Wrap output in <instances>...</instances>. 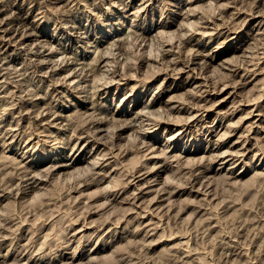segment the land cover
<instances>
[{"label": "rangeland", "instance_id": "374dc122", "mask_svg": "<svg viewBox=\"0 0 264 264\" xmlns=\"http://www.w3.org/2000/svg\"><path fill=\"white\" fill-rule=\"evenodd\" d=\"M0 1V9L2 10H0V22L4 21L3 18L6 17L7 14L11 16L14 14L12 12L22 10V14L26 12L24 15H28V28H31V30L33 29L32 31L35 30L33 34L31 32L27 40L19 41L20 35L12 38L11 36H14L15 33L5 31V28L9 30L10 25H5L2 28L0 27V34L3 33V37L2 35L0 36V41L2 42H0V216L2 215L0 218V264H135L136 261V264L139 262H142L139 264H203L204 261L207 262L206 264H264V261H262L264 259V94H262L264 93V22H262L264 21V0H233L234 2L232 0H183L184 2L182 0H153V2L152 0H111V2L110 0ZM121 1H124V3ZM256 1L258 2L255 3ZM13 2L16 4H13ZM139 6H141L140 8L143 6V8L140 9ZM227 6L230 8L228 9ZM42 8L43 10H41ZM237 8H239L238 10L241 13ZM241 8L244 10L242 11ZM221 9L223 10L221 11ZM7 11L8 13L6 14ZM4 13L6 16H3L5 15ZM230 13H234L238 16L234 14L231 15ZM218 14L222 17H219ZM200 17L202 20L198 19ZM223 17L226 19V21H223L228 24L223 23ZM203 19L204 21L207 19V21L204 22ZM196 20L198 22L197 24H195ZM236 20H239V22H236ZM191 21L194 22V26L193 24L191 25L192 27H190ZM220 22L223 23H221V26L218 24ZM233 22L236 25L239 23V26L232 24ZM162 23H166V27H162ZM185 23H188V25ZM258 23H260V25ZM199 24L201 27L198 26ZM195 25L198 27H195ZM206 26H209V29H207ZM193 27L196 28L194 32L192 29ZM198 28L202 30L204 28V32L208 33H206L207 36L206 34L205 37L204 35L201 36L203 31ZM213 28L214 30H212ZM236 28L238 30H236ZM219 29L222 30V32ZM158 30L164 34L167 33L166 36L163 33H158ZM209 30L212 31L209 32ZM227 30H229V32H227ZM20 31H22V29ZM184 31H186L187 34ZM213 31L216 35L211 34ZM138 32H142L144 36H142V33L140 35ZM183 32L184 36L189 37H185L186 39L183 38ZM156 34L157 36H155ZM210 34L214 35L211 39ZM136 35L137 37L141 36L147 39L144 40V38L141 39V37L137 38ZM226 37L228 38L225 40ZM124 38L126 40H124ZM117 40L118 45H116L117 43H112L114 45L113 47L111 42H116ZM180 40L181 42L184 41L183 43L185 44L181 43ZM47 41L49 43H47ZM260 41L262 44L259 43ZM37 42L40 44H37ZM23 43L25 45H23ZM115 45L117 46V50ZM176 45L180 46V48L177 47L178 50H175L177 49ZM106 47L112 50L114 49L113 53L111 50V52L107 54ZM161 47H164L162 49L164 51H161ZM190 47H193L195 51H191V49L189 51ZM39 48H41V50ZM33 49L35 51H33ZM180 49H182V51ZM39 50L41 52H39ZM184 51L190 54L188 56L192 58L190 59L187 57ZM190 52H192V54ZM52 54H54V56ZM123 54H125V56ZM101 55L113 59L111 64H115V62L119 64L120 70L122 72L124 71V76L125 73L129 75L127 70L131 71V73L134 72L137 76L132 73L129 77H127V75L124 77L122 73V77L120 78V80L122 79L121 81L110 82V84H107L105 87L102 86L99 88L106 81L108 82L113 79V77L112 79L110 78V72L113 70L112 67L116 65L112 64L107 67L103 65L104 63L101 64L102 62L100 63V61H98ZM147 56H151V58ZM158 56H161V58ZM172 56H174L173 59L176 61L174 64L169 61V58ZM40 57H42V59ZM119 57L120 60H118ZM244 57L247 58L245 59ZM95 58L97 59V63L94 61ZM126 58L129 59L127 60ZM123 59L126 60L125 62L122 61L125 64L121 62ZM240 60L244 62L242 63ZM245 60H248L250 63L248 61L245 62ZM47 61L49 63H47ZM53 62L55 64H53ZM65 62L68 64L65 65ZM87 62L95 64L92 65L90 63L91 66L89 65L87 67ZM134 62L135 65H133ZM186 62L187 65H185ZM162 63L164 66H161ZM203 63L205 64L203 65ZM3 64L4 66H2ZM123 64L126 65V67L123 66ZM180 65L182 69L177 70ZM127 66L129 67L127 68ZM104 67H107L105 68L107 70H104ZM123 67H125V69ZM12 68L14 70L16 69V72ZM51 68L53 69L50 70ZM108 68L111 69L109 70ZM28 69L29 73L26 72ZM46 69L48 71H46ZM92 69L93 73L91 72ZM83 70L89 71L86 73V71L83 72ZM89 72L90 74H88ZM15 74L17 77H15ZM103 74L106 75L104 77L106 81L100 78ZM107 75L109 76L107 77ZM40 76L44 78L41 79ZM80 76H84L83 79ZM95 76L96 78H94ZM89 77H91V79ZM17 78L19 80H17ZM9 80H13V84L9 82ZM64 80H66L65 82L67 84ZM95 80H97V82L99 81V85ZM14 81H18L17 83L19 84ZM86 81H88L87 84ZM2 82H5V84H2ZM101 82L103 83L101 84ZM72 84L75 85L73 86ZM93 85L95 87L98 85V89L97 87L95 89ZM38 86L40 87L38 88ZM200 87H205V90ZM9 89L13 90L12 93L15 92L16 94H12ZM23 90L25 91L24 94H22ZM28 90L32 91L29 92ZM90 90L93 91L91 92ZM8 92H10V95H8ZM93 92L95 95L97 94L95 98ZM20 95L22 99H20ZM200 96L202 97L200 98ZM256 96H258V101ZM34 98L42 105H40L42 108L38 107V111L39 109L40 112L41 110L43 111V105L45 104L51 107L48 116L46 114L45 116L42 115L37 117V110L35 112L33 111L35 114L33 112L29 114L27 111L29 108L26 109L25 107H30L29 103L32 101L37 102ZM249 100L256 102L253 104L249 102ZM24 101L29 106H27ZM49 101H51L54 106H52ZM12 103L15 105H12ZM16 104L18 106H16ZM195 104L200 106L196 107ZM145 105H149L148 107L151 108V112L148 111L149 109L147 106V108H144ZM252 105L255 107L253 111L251 109ZM194 107H196L197 110ZM95 108L99 110L97 109L98 111L96 110L94 112L93 109ZM152 108L156 110V113H154L155 111L152 112ZM60 110L63 113L60 112ZM143 110H145L146 113H143ZM165 110H169L172 116H169V112H167L168 117H166L167 113ZM259 110L262 113H260ZM55 111L58 112V114ZM53 112L56 113L55 116H53ZM97 112L103 114H97ZM147 112L150 113L151 116L148 114V117ZM20 113L25 116L23 117ZM136 114L139 116H136ZM99 115H107L109 118H111L112 115L129 118L128 122L134 126L124 128L122 127L123 125H116L120 120H116L118 123L113 120L112 122L114 123L115 121L116 123L113 124L112 122L110 123L112 120L110 119L102 124L103 126H101V128L103 129L100 132L102 137H100L101 140L99 139L101 142H97L95 138L96 135H98V128L93 125L92 120ZM28 116L31 120L28 119ZM197 116L199 117L197 118ZM47 118L49 119L44 121ZM88 118L91 120L89 121ZM157 118H162V122ZM53 121L56 123L53 124ZM122 122L123 121H120L121 124ZM49 123L50 126L48 125ZM61 123H63V125ZM29 126H31V128H29ZM252 127L253 130H251ZM33 128H35V130ZM49 128L53 130L50 132ZM179 130L181 131L179 132ZM115 132H117V134ZM136 132L138 134L137 136ZM20 133L22 134L20 135ZM89 133H93L95 136L93 134L88 135ZM12 135L15 137L13 138ZM173 135L175 136L173 137ZM54 136L57 137L55 138ZM254 136L257 137L255 138ZM26 137L31 139L28 138L26 140ZM57 139H59V141ZM46 140L48 141L46 142ZM35 141H39L40 143ZM111 146L112 148H109ZM122 148L124 150L127 149V152ZM225 150H229V152ZM164 151H166V153ZM156 152L158 155H155ZM175 153L177 154L174 155ZM178 154L183 155V157ZM184 154H186V156ZM165 155L167 156L166 158ZM172 155L174 157L171 161ZM176 156L178 158L180 156V158L178 159ZM232 156L235 157L233 158ZM77 157L80 159L79 164L77 163L74 167L69 169H58L60 164L67 163L70 160V162H72V160ZM92 157L93 162L91 159ZM187 157L189 160L186 161V159H188ZM174 158H177V161ZM231 158L232 160H230ZM102 159L104 162L100 161ZM162 160H165V162H162ZM231 161H233L232 164ZM80 165L82 167H80ZM155 166L158 168H155ZM87 168H90L91 170L89 169V171L93 174L86 173L89 172ZM144 170H146V172L148 171V173L144 172ZM8 171H12V173L9 174V176L11 175L10 177L8 176ZM60 171L62 172L60 173ZM127 171L128 173L130 171L132 174H128ZM133 172L135 174H133ZM98 173H100V175ZM24 175L26 177H24ZM141 175H143V177ZM33 176H39L38 178H41V181H38L37 184L31 183L33 181ZM91 176L96 179V182L92 183L93 185L90 184L87 191L91 192L93 197L91 194L88 195V192H84L86 196H88L86 198V196H84L85 194H83V190L86 191L84 182L86 183L90 180H94ZM155 177L157 180L151 187V191L142 198L145 201L139 202L142 199L135 201L133 197L140 191L138 188H141L146 180H155ZM28 178L29 180L27 182ZM140 178L144 179L140 180ZM168 179L173 180V182H170ZM209 180L212 181L210 182ZM109 181L112 182L111 184L113 187L108 184ZM163 182L167 183L165 184L166 186ZM209 182L211 184H209ZM127 185H129V187H127ZM40 186L42 188H40ZM107 186L111 188H107ZM156 186L158 188L162 186L163 190L161 188L158 189ZM165 187L168 188V191ZM173 187H175V189ZM103 188L106 189L103 190ZM136 188L138 189L137 192ZM80 191L81 195L83 194L82 196L80 195ZM169 191L172 195L168 193ZM106 192L108 195L105 194ZM162 193H165V197H163L164 199H159L158 197ZM166 194L170 195L173 199L172 201L175 199L174 202L171 201L172 204H170L171 198ZM174 195L176 197H174ZM123 196L126 197V199ZM151 197L155 200L159 199V201L156 203ZM78 198L79 200H77ZM150 199L151 201L153 200V202H151ZM104 200H110L112 203L109 204L108 202L110 201H105V203H107L105 206L104 203H101L104 202ZM117 201L120 202L118 203ZM114 202H116V204ZM166 204L173 206L169 207L167 205L166 208ZM87 206L91 208L89 210H92V212L87 210ZM97 206H99V209ZM148 207H152V209ZM160 207L162 209H160ZM133 208L137 211L133 210ZM168 208L170 212L167 213ZM113 209L115 210V214H111ZM156 209L160 212H155ZM164 211L166 215L168 214L166 216L167 218L165 217ZM127 212L129 213L127 214ZM140 213H142V215ZM160 213H162L163 218ZM158 214L160 217H158ZM104 220L107 221L105 222ZM113 220L114 222H112ZM147 220H155V222L151 221L150 224L148 223L146 225L145 222H147ZM85 222L87 224L90 223L91 226L87 225ZM138 222H140V225ZM141 222L143 224L145 223L144 227H142ZM156 222H159L160 225ZM155 223L157 225H155ZM151 225H155L156 228H153V226L150 228ZM81 226H84V228ZM108 227H110V230ZM146 228L149 229L147 230ZM136 229H138V232ZM90 230H92V232ZM124 230L126 234L123 232ZM90 232L91 234L95 232V234L91 235ZM179 242H181V244H179ZM172 247H174V250ZM192 250H194L193 252L196 251L195 254ZM222 251L226 253L223 254ZM228 251H231V253L234 252L231 254ZM187 252H191V255ZM90 254H95L94 256L97 257L95 258ZM91 257H94L93 259L95 261ZM227 258L228 261L226 262ZM229 259H232L234 263Z\"/></svg>", "mask_w": 264, "mask_h": 264}, {"label": "bare ground", "instance_id": "6f19581e", "mask_svg": "<svg viewBox=\"0 0 264 264\" xmlns=\"http://www.w3.org/2000/svg\"><path fill=\"white\" fill-rule=\"evenodd\" d=\"M2 1H3V0H2ZM48 1H49V0H48ZM58 1H59V0H58ZM182 1H183V0H182ZM232 1H233V0H232ZM259 1H260V0H259ZM0 2H1V1H0ZM14 2H15V1H14ZM14 2H13V4H16V3H14ZM110 2H111V0H110ZM110 2H109V3H110ZM112 2H113V1H112ZM115 2H116V1H115ZM121 2L124 3V1H121ZM152 2H153V0H152ZM183 2H184V1H183ZM227 2H229V1H227ZM233 2H234V1H233ZM253 2H254V1H253ZM257 2H258V1H256L255 3H257ZM4 3H5V2H4ZM8 3H9V2H8ZM126 3H128V2H126ZM145 3H146V1H145ZM147 3H148V2H147ZM231 3H232V2H231ZM255 3H254V4H255ZM10 4H11V3H10ZM2 5L4 6L3 3H2ZM8 5H9V4H8ZM8 5H7V7H8ZM144 5H145V4H144ZM255 5H256V4H255ZM18 6H19V5H18ZM41 6H42V4H41ZM133 6H134V5H133ZM225 6H226V5H225ZM228 6H229V5H228ZM228 6H227V8H228ZM0 7H1V6H0ZM39 7H40V6H39ZM96 7H97V6H96ZM140 7H141V6H139V8H140ZM223 7H224V6H223ZM231 7H232V6H231ZM252 7H253V6H252ZM5 8H6V6H5ZM5 8H3V9H5ZM43 8H44V6H43ZM43 8H42L41 10H43ZM139 8H138V9H139ZM142 8H143V6H142ZM142 8H140V9H142ZM224 8H225V7H224ZM229 8H230V7H229ZM229 8H228V9H229ZM140 9H139V10H140ZM147 9H148V8H147ZM190 9H191V8H190ZM233 9H235V8H233ZM238 9H239V8H237V10H238ZM0 10H1V9H0ZM5 10H7V9H5ZM18 10H20V9H18ZM39 10H40V9H39ZM69 10H71V9H69ZM222 10H223V9H221V11H222ZM241 10L243 11L244 9L241 8ZM1 11H2V10H1ZM12 11H13V9H12ZM21 11H22V10H21ZM21 11H17V10H16L15 12H12V13H14V14H12L11 16H10V14H9V15L7 14L8 11L6 12L7 16H6L5 13H4L5 15L2 14L3 16H6V17L3 18L4 21H1V22H0V27L2 28V27H4L5 25H8V26L10 25L9 30H8V28H5V31H8V32H14L15 35H14V36H11V35H9V34H8V35L11 36L12 38L17 37V36L20 35L21 37H20L19 41H25V40H27L28 37L31 35V32H32V34H33V32H35V30L32 31L33 29L31 30V28H28V23H29L28 15H24L26 12H25L24 14H22ZM31 11H32V10H31ZM106 11H107V10H106ZM146 11H147V10H146ZM234 11H235V10H234ZM238 11H239V10H238ZM238 11H237V14H238ZM38 12H39V11H38ZM42 12H43V11H42ZM67 12H68V11H67ZM72 12H73V11H72ZM224 12H225V10H224ZM235 12H236V11H235ZM235 12H234V13H235ZM239 12H240V11H239ZM74 13H75V12H74ZM216 13H217V12H216ZM218 13H219V12H218ZM234 13H232V14L230 13V14L233 15ZM240 13H241V12H240ZM67 14H69V13H67ZM214 14H215V13H214ZM219 14H220V13H219ZM219 14H218V15H219ZM227 14H228V13H227ZM2 15H1V17H2ZM65 15H66V14H65ZM123 15H124V14H123ZM193 15H194V14H193ZM212 15H213V14H212ZM225 15H226V14H225ZM234 15H235V16H238V15H236V14H234ZM241 15H242V14H241ZM68 16H69V15H68ZM68 16H67V17H68ZM213 16H214V15H213ZM216 16H217V15H216ZM67 17H66V18H67ZM71 17H72V16H71ZM219 17H222V16L219 15ZM225 17H226V16H225ZM227 17H228V16H227ZM232 17H233V16H232ZM232 17H231V18H232ZM239 17H240V16H239ZM69 18H70V16H69ZM120 18H121V17H120ZM120 18H119V19H120ZM188 18H189V17H188ZM233 18H234V17H233ZM236 18H237V17H236ZM198 19H201V17L198 18ZM227 19H229V18H227ZM1 20H2V19H1ZM120 20H121V19H120ZM201 20H202V19H201ZM208 20H209V19H208ZM211 20H213V19H211ZM223 20L226 21V19H225L224 17H223L222 21H223ZM231 20H232V19H231ZM72 21H73V18H72ZM188 21H190V20H188ZM188 21H187V22H188ZM203 21H204V19H203ZM203 21H202V22H203ZM205 21H207V19H205ZM205 21H204V22H205ZM227 21H228V20H227ZM211 22H212V21H211ZM230 22H232V21H230ZM236 22H239V20H236ZM262 22H264V21H262ZM73 23H74V22H73ZM75 23H76V22H75ZM197 23H198V22H197V20H196V23H195V24H197ZM206 23H207V22H206ZM221 23H222V22H220V23H218V24H220V26H221ZM223 23H225V22L223 21ZM223 23H222V24H223ZM260 23H261V21H260ZM260 23H258V24L260 25ZM136 24H138V23H136ZM185 24L188 25V23H185ZM192 24H193V26H194V22L191 21V22H190V27H192V26H191ZM225 24H228V23L226 22ZM232 24H234V22H233ZM256 24H257V23H256ZM261 24H262V23H261ZM70 25H71V24H70ZM75 25H77V24H75ZM75 25H74V26H75ZM159 25H160V24H159ZM234 25H236V24H234ZM234 25H233V26H234ZM259 25H258V26H259ZM72 26H73V25H72ZM74 26H73V27H74ZM136 26H137V25H136ZM142 26H143V25H142ZM163 26L166 27V23H162V27H163ZM198 26H200V24H199ZM198 26L195 25V27H198ZM204 26H205V25H204ZM204 26H203V27H204ZM212 26H213V25H212ZM218 26H219V25H218ZM220 26H219V27H220ZM227 26H228V25H227ZM236 26H239V23H238ZM29 27H31V26H29ZM70 27H71V26H70ZM75 27H76V26H75ZM144 27H145V26H144ZM162 27H161V28H162ZM186 27H187V26H186ZM200 27H201V26H200ZM206 27H207V29H209V28H208L209 26H206ZM219 27H218V28H219ZM225 27H226V26H225ZM229 27H230V26H229ZM12 28H13V29H12ZM156 28H157V27H156ZM183 28H184V27H183ZM188 28H189V27H188ZM216 28H217V27H216ZM221 28H222V27H221ZM237 28H238V27H237ZM237 28H236V30H238ZM261 28H262V27H261ZM21 29H22V31H20ZM137 29H138V28H137ZM142 29H143V28H142ZM147 29H148V28H147ZM147 29H146V30H147ZM190 29H191V28H190ZM192 29H193V32H194V29H196V28L193 27ZM198 29H201V28H198ZM198 29H197V30H198ZM159 30H160V29H159ZM159 30H158V31H159ZM161 30L164 31L163 29H161ZM165 30H167V29H165ZM183 30H184V29H183ZM187 30H188V29H187ZM187 30H186V31H187ZM212 30H214V28H213ZM212 30H209V32L212 31ZM215 30H216V29H215ZM219 30H220V29H219ZM148 31H149V30H148ZM186 31H184V32H186ZM201 31H203V33H202L201 36L204 35V37H205V34H206L207 32H204V31H205L204 28H203V30L201 29ZM220 31L222 32V30H220ZM259 31H260V30H259ZM2 32H3V31H2ZM36 32H37V31H36ZM136 32H137V30H136ZM150 32H151V31H150ZM184 32H183V38H185V37H186V38L189 37V36H184ZM197 32H198V31H197ZM225 32H226V31H225ZM227 32H229V30H227ZM227 32H226V33H227ZM230 32H231V31H230ZM238 32H239V31H238ZM138 33H140V32H138ZM141 33H142V32H141ZM141 33H140V35H141ZM158 33L162 34L163 32L159 31ZM165 33H166V32H165ZM195 33H196V32H195ZM223 33H224V30H223ZM2 34H3V33H2ZM2 34H0V36H1ZM142 34H143V33H142ZM163 34H164V33H163ZM166 34H167V33H166ZM166 34H164V35L166 36ZM170 34H171V33H170ZM186 34H187V32H186ZM186 34H185V35H186ZM207 34H208V33H207ZM207 34H206V36H207ZM211 34L216 35V34L214 33V31H213ZM211 34H210V39L214 36V35H211ZM227 34H228V33H227ZM4 35H5V34H4ZM8 35H7V36H8ZM168 35H169V33H168ZM171 35H173V34H171ZM181 35H182V34H181ZM223 35H224V34H223ZM5 36H6V35H5ZM33 36H34V35H33ZM79 36H80V35H79ZM115 36H116V35H115ZM142 36H144V34H143ZM155 36H157V34H156ZM162 36H163V35H162ZM162 36H161V37H162ZM165 36H164V37H165ZM221 36H222V35H221ZM236 36H238V35H236ZM2 37H3V35H2ZM11 37H8V38H11ZM31 37H32V36H31ZM112 37H113V35H112ZM136 37H137V35H136ZM139 37H141V36H139ZM139 37H137V38H139ZM173 37H174V36H173ZM173 37H172V38H173ZM181 37H182V36H181ZM217 37H218V35H217ZM0 38H1V37H0ZM6 38H7V37H6ZM75 38H76V37H75ZM128 38H129V36H128ZM137 38H136V39H137ZM143 38H144V40L147 39V38L145 39V37H141V39H143ZM157 38H160V37H157ZM170 38H171V37H170ZM170 38H169V39H170ZM186 38H185V39H186ZM227 38H228V37H226L225 40H226ZM113 39H114V38H113ZM116 39H117V38H116ZM116 39H115V40H116ZM122 39H123V38H122ZM122 39H121V40H122ZM185 39H183V40H185ZM2 40H3V39H2ZM12 40H13V39H12ZM115 40H114V41H115ZM124 40H126V39L124 38ZM127 40H128V39H127ZM137 40H138V39H137ZM152 40H153V39H152ZM155 40H156V39H155ZM173 40H174V39H173ZM189 40H190V39H189ZM214 40H215V39H214ZM4 41H5V40H4ZM6 41H7V40H6ZM171 41H172V39H171ZM190 41H191V40H190ZM0 42H1V41H0ZM10 42H11V41H10ZM14 42H15V40H14ZM117 42H118V40H117L116 42H113V41H112V42H111V45L114 47L113 44H116ZM119 42H120V40H119ZM124 42H125V41H124ZM166 42H167V41H166ZM168 42H169V40H168ZM168 42H167V43H168ZM180 42H181V40H180ZM180 42H179V43H180ZM183 42H184V41H183ZM183 42H181V43H183ZM186 42H187V41H186ZM1 43H2V42H1ZM11 43H12V42H11ZM25 43H26V42H25ZM38 43H39V42H37V44H38ZM47 43H49V42L47 41ZM47 43H46V45H47ZM50 43H51V42H50ZM112 43H113V44H112ZM125 43H126V42H125ZM125 43H124V44H125ZM164 43H165V42H164ZM171 43H172V42H171ZM181 43H180V44H181ZM259 43L262 44L261 41H260ZM5 44H6V43H5ZM18 44H19V43H18ZM39 44H40V43H39ZM42 44H43V43H42ZM42 44H41V45H42ZM183 44H185V43H183ZM260 44H259V45H260ZM23 45H25V44L23 43ZM44 45H45V44H44ZM44 45H43V46H44ZM116 45H118V43H117ZM116 45H115V46H116ZM173 45H174V44H173ZM37 46H38V45H37ZM109 46H110V45H109ZM261 46H262V45H261ZM32 47H33V46H32ZM35 47H36V45H35ZM35 47H34V48H35ZM38 47H39V46H38ZM38 47H37V48H38ZM41 47H42V46H41ZM110 47H111V46H110ZM166 47H168V46H166ZM169 47H170V46H169ZM177 47L180 48L179 45H176V48H177ZM181 47H182V45H181ZM26 48H27V47H26ZM106 48H107V52H106V53L109 54V53L111 52L112 49H110V48H108V47H106ZM111 48H112V47H111ZM115 48H116V50H117V46H116ZM163 48H164V47H163ZM163 48L161 47V51H164V50H162ZM173 48H174V47H173ZM28 49H29V48H28ZM35 49H36V48H35ZM39 49L41 50V48H39ZM42 49H43V48H42ZM108 49H110V50H108ZM125 49H126V48H125ZM171 49H172V48H171ZM190 49H191V51H195L193 47H190V48H189V51H190ZM192 49H193V50H192ZM25 50H26V49H25ZM29 50H31V49H29ZM40 50H39V52H41ZM46 50H47V49H46ZM46 50H45V51H46ZM64 50H65V49H64ZM103 50H104V49H103ZM113 50H114V49H113ZM113 50H112V53H113ZM116 50H115V51H116ZM123 50H124V49H123ZM128 50H129V49H128ZM168 50H170V49H168ZM175 50H178V48L175 49ZM180 50L182 51V49H180ZM180 50H179V51H180ZM33 51H35V50L33 49ZM50 51H51V50H50ZM55 51H56V50H55ZM115 51H114V52H115ZM179 51H178V52H179ZM181 51H180V52H181ZM249 51H250V50H249ZM249 51H248V52H249ZM255 51H256V50H255ZM36 52H37V50H36ZM36 52H35V54H36ZM52 52H53V49H52ZM52 52H51V53H52ZM57 52H58V51H57ZM102 52H103V51H102ZM108 52H109V53H108ZM121 52H122V51H121ZM173 52H174V51H173ZM184 52H185V51H184ZM197 52H198V51H197ZM248 52H247V53H248ZM6 53H7V52H6ZM60 53H61V52H60ZM62 53H63V52H62ZM64 53H65V52H64ZM112 53H111V54H112ZM122 53H125V52H122ZM128 53H129V51H128ZM170 53H171V52H170ZM190 53L192 54V52H190ZM193 53H194V52H193ZM56 54H57V53H56ZM65 54H66V53H65ZM142 54H143V53H142ZM161 54H162V52H161ZM173 54H174V53H173ZM178 54H179V53H178ZM178 54H177V55H178ZM180 54H181V53H180ZM183 54H184V53H183ZM185 54H187V53L185 52ZM6 55H7V54H6ZM8 55H9V54H8ZM38 55H39V54H38ZM49 55H50V54H49ZM52 55L54 56V54H52ZM66 55H67V54H66ZM68 55H69V54H68ZM117 55H118V54H117ZM123 55L125 56V54H123ZM126 55H127V52H126ZM188 55H190V54H187V57H189V58L191 59L192 57H191V56H188ZM196 55H197V54H196ZM214 55H215V54H214ZM247 55H249V54H247ZM28 56H29V55H28ZM32 56H34V55H32ZM73 56H74V55H73ZM77 56H78V55H77ZM148 56H149V55H148ZM148 56H147V57H148ZM154 56H157V55H154ZM167 56H168V55H167ZM175 56H176V55H175ZM178 56H180V55H178ZM178 56H177V57H178ZM200 56H201V54H200ZM203 56H205V55H203ZM244 56H245V55H244ZM5 57H7V56H5ZM10 57H11V56H10ZM10 57H9V58H10ZM42 57H43V55H42ZM42 57H40V58L42 59ZM45 57H46V55H45ZM127 57H128V56H127ZM147 57H145V58H147ZM158 57L161 58V56H158ZM169 57H170V56H169ZM177 57H176V58H177ZM182 57H183V56H182ZM194 57H195V55H194ZM252 57H253V56H252ZM12 58H13V57H12ZM40 58H38V59H40ZM63 58H64V57H63ZM65 58L67 59L66 56H65ZM121 58H122V57H121ZM123 58H124V57H123ZM148 58H151V56L148 57ZM155 58H156V57H155ZM160 58H159V59H160ZM167 58H168V57H167ZM173 58H174V56H172L171 58H169V59H170L169 61L173 62V64H174L176 61H175V59H173ZM202 58H204V57H202ZM244 58H245V57H244ZM246 58H247V57H246ZM246 58H245V59H246ZM29 59H31V58H29ZM43 59H45V58H43ZM52 59H53V58H52ZM114 59H115V58H114ZM117 59H118V58H117ZM117 59H116V61H117ZM126 59H127V58H126ZM128 59H129V58H128ZM128 59H127V60H128ZM180 59H181V58H180ZM183 59H184V58H183ZM193 59H194V58H193ZM204 59H205V58H204ZM45 60H46V59H45ZM47 60H48V58H47ZM61 60H63V59H61ZM96 60H97V59L95 58L94 61L96 62ZM118 60H120V57H119ZM149 60H150V59H149ZM162 60H163V58H162ZM162 60H161V61H162ZM164 60H165V59H164ZM176 60H177V59H176ZM178 60H179V58H178ZM206 60H207V59H206ZM243 60H244V59H243ZM252 60H253V59H252ZM4 61H6V60H4ZM33 61H34V60H33ZM37 61H38V60H37ZM63 61H64V60H63ZM65 61H66V60H65ZM98 61H100V63L102 62L101 64L104 63L103 65H105V66H107V67H108L109 65H112V64H113V63L111 64V62H113V59H109L108 57H106V56H104V55H101L100 58H98ZM114 61H115V60H114ZM122 61L125 62L126 60L123 59V60H121V62H122ZM144 61H145V59H144ZM150 61H151V60H150ZM152 61H153V60H152ZM165 61H166V60H165ZM179 61H180V60H179ZM189 61H192V60H189ZM194 61H195V60H194ZM246 61H248V60H245V62H246ZM250 61H251V60H250ZM6 62H7V61H6ZM11 62H12V61H11ZM35 62H36V61H35ZM35 62H34V63H35ZM55 62H56V61H55ZM124 62H122V63H124ZM130 62H131V61H130ZM130 62H129V63H130ZM138 62H139V61H138ZM159 62H160V60H159ZM163 62H164V61H163ZM187 62H188V60H187ZM187 62H186L185 65H187ZM203 62H204V61H203ZM240 62L243 63L244 61H241V60H240ZM248 62H249V61H248ZM251 62H252V61H251ZM3 63H4V62H3ZM36 63H37V62H36ZM41 63H42V60H41ZM47 63H49V62L47 61ZM61 63H62V61H61ZM74 63H75V62H74ZM87 63H88V62H87ZM87 63H86V64H87ZM90 63H91V62H90ZM90 63H88L87 67L90 65ZM96 63H97V62H96ZM118 63H119V62H118ZM122 63H121V64H122ZM129 63H128V64H129ZM136 63H137V62H136ZM179 63H181V62H179ZM179 63H177V64H179ZM249 63H250V62H249ZM9 64H12V63H9ZM9 64H8V65H9ZM30 64H31V63H30ZM53 64H55V63L53 62ZM53 64H52V65H53ZM56 64H59V63H56ZM67 64H68V63H67ZM67 64H66V62H65V65H67ZM84 64H85V63H84ZM84 64H83V65H84ZM91 64H92V63H91ZM93 64H95V63H93ZM93 64H92V65H93ZM115 64H116V62H115ZM115 64H113V65H115ZM124 64H125V63H124ZM124 64H123V66L126 67V65H124ZM141 64H142V62H141ZM181 64H182V63H181ZM197 64H199V63H197ZM204 64H205V63H203V65H204ZM240 64H241V63H240ZM245 64H246V63H245ZM46 65H47V64H46ZM52 65H51V66H52ZM59 65H60V64H59ZM133 65H135V62H134ZM162 65H163V63L161 64V66H162ZM201 65H202V64H201ZM238 65H239V64H238ZM246 65H247V64H246ZM2 66H4V64H3ZM32 66H34V65H32ZM32 66H31V67H32ZM35 66H36V65H35ZM53 66H54V65H53ZM53 66H52V67H53ZM57 66H58V65H57ZM57 66H55V67H57ZM75 66H76V65H75ZM75 66H74V68H75ZM90 66H91V65H90ZM101 66H102V65H101ZM129 66H130V65H129ZM129 66H127V68H128ZM138 66H139V65H138ZM163 66H164V65H163ZM167 66H168V65H167ZM167 66H165V67H167ZM169 66H170V64H169ZM169 66H168V68H169ZM188 66H189V65H188ZM199 66H200V65H199ZM11 67H12V65H11ZM48 67H49V65H48ZM48 67H47V68H48ZM107 67H104V70H107V69H105V68H107ZM125 67H123V68L125 69ZM131 67H132V66H131ZM174 67H176V66H174ZM200 67H203V66H200ZM8 68H9V66H8ZM14 68H15V67H14ZM23 68H24V67H23ZM28 68H29V67H28ZM41 68H42V66H41ZM49 68H50V67H49ZM49 68H48V69H49ZM59 68H60V67H59ZM63 68H64V67H63ZM69 68H70V67H69ZM91 68H94V67H91ZM112 68H113V70H112L111 72H110V71H108V72L111 73V77H110V78L112 79V77H113V79H112L111 81H108V82H107V81L105 80V78H104V77L106 76V75H104L105 73L103 74V76L100 75V76H101L100 78H101L102 80L104 79L106 82H105V83L101 82V84H102V83H103V84H102L99 88H101L102 86L105 87L107 84H110V82L113 83V82L121 81V80H122V79L120 80V78L122 77V73H123L124 71L122 72V71L120 70V68H119V64H116L115 67H112ZM121 68H122V66H121ZM168 68H167V70H168ZM236 68H237V67H236ZM246 68H247V67H246ZM12 69H13V68H12ZM19 69H20V68H19ZM44 69H45V68H44ZM52 69H53V68H51L50 70H52ZM55 69H57V68H55ZM64 69H66V68H64ZM108 69L110 70L111 68H108ZM134 69H135V68H134ZM169 69H170V68H169ZM178 69H182V68H181V65H180L179 68H177V70H178ZM7 70H8V69H7ZM9 70H10V69H9ZM13 70H14V69H13ZM20 70H21V69H20ZM33 70H34V68H33ZM50 70H49V71H50ZM59 70H60V69H59ZM102 70H103V69H102ZM132 70H133V69H132ZM135 70H136V69H135ZM244 70H245V68H244ZM14 71L16 72V69H15ZM28 71H29V69H28L26 72H28ZM43 71H44V70H43ZM46 71H48V70L46 69ZM54 71H55V70H54ZM56 71H58V70H56ZM84 71H86V70H83V72H84ZM88 71H89V70H88ZM88 71H86V73H87ZM92 71H93V69L91 70V72H92ZM127 71L129 72V75H131L132 73H134V72L131 73V71H129V70H127ZM136 71H137V70H136ZM246 71H247V70H246ZM248 71H249V70H248ZM253 71H254V70H253ZM256 71H257V70H256ZM10 72H11V71H10ZM20 72H21V71H20ZM26 72H25V74H26ZM33 72H35V71H33ZM39 72H40V71H39ZM41 72H42V71H41ZM59 72H60V71H59ZM68 72H70V71H68ZM72 72H73V71H72ZM79 72H80V71H79ZM104 72H105V71H104ZM108 72H106V73L109 74ZM125 72H126V71H125ZM137 72H138V71H137ZM172 72H173V70H172ZM174 72H175V71H174ZM177 72H178V71H177ZM249 72H250V71H249ZM6 73H8V72H6ZM12 73H13V72H12ZM12 73H11V74H12ZM28 73H29V72H28ZM31 73H32V72H31ZM43 73H44V72H43ZM54 73H56V72H54ZM64 73H65V72H64ZM64 73H63V76H64ZM92 73H93V72H92ZM92 73H91V74H92ZM255 73H256V72H255ZM4 74H5V73H4ZM13 74H14V73H13ZM18 74H19V73H18ZM20 74H21V73H20ZM45 74H46V72H45ZM48 74H49V72H48ZM48 74H47V75H48ZM50 74H51V73H50ZM65 74H66V73H65ZM68 74H69V73H68ZM88 74H90V72H89ZM5 75H7V74H5ZM5 75H4V77H5ZM8 75L10 76V74H8ZM15 75H16V74H15ZM22 75H23V73H22ZM60 75H61V74H60ZM73 75H75V74H73ZM82 75H83V73H82ZM86 75H87V74H86ZM109 75H110V74H109ZM109 75H107V77H108ZM126 75H127V77H129V75L125 73V76H126ZM133 75L137 76L135 73H134ZM133 75H132V76H133ZM9 76H8V77H9ZM19 76H20V75H19ZM26 76H27V75H26ZM42 76H43V75H42ZM51 76H52V74H51ZM67 76H68V75H67ZM67 76H66V77H67ZM69 76H71V75H69ZM87 76H88V75H87ZM96 76H97V74H96ZM96 76H95L94 78H96ZM123 76H124V73H123ZM125 76H124V77H125ZM10 77H12V76H10ZM15 77H17V75H16ZM23 77H24V76H23ZM40 77H41V76H40ZM48 77H49V76H48ZM53 77H54V76H53ZM53 77H52V78H53ZM66 77H65V78H66ZM76 77H77V76H76ZM80 77H81V76H80ZM83 77H84V76H83ZM83 77H81V78L83 79ZM98 77H99V75H98ZM5 78H6V77H5ZM13 78H14V77H13ZM21 78H22V76H21ZM21 78H20V79H21ZM27 78H28V77H27ZM42 78H44V77H41V79H42ZM65 78H64V79H65ZM67 78H69V77H67ZM71 78H73V77H71ZM81 78H80V79H81ZM86 78H87V77H86ZM89 78L91 79V77H89ZM204 78H205V77H204ZM8 79H9V78H8ZM25 79H26V77H25ZM25 79H24V80H25ZM78 79H79V78H78ZM90 79H88V80H90ZM92 79H93V77H92ZM124 79H125V78H124ZM129 79H130V78H129ZM129 79H128V80H129ZM14 80H15V79H14ZM17 80H19V79L17 78ZM27 80H28V79H27ZM27 80H26V81H27ZM61 80H62V79H61ZM73 80H74V79H73ZM75 80H76V79H75ZM93 80H94V79H93ZM93 80H92V81H93ZM98 80H100V79H98ZM102 80H101V81H102ZM108 80H109V79H108ZM12 81H13V80H12ZM12 81L9 80V82H11V83H12ZM21 81H22V80H21ZM57 81H58V80H57ZM65 81H66V80H64V82H65ZM78 81H80V80H78ZM78 81H77V82H78ZM92 81H90V82H91V83H95V82H92ZM95 81L97 82V80H95ZM14 82H15V81H14ZM17 82H18V81H16L15 83H17ZM58 82H59V81H58ZM67 82H68V81H67ZM70 82H71V81H70ZM82 82H83V81H82ZM87 82H88V81H86V84H87ZM98 82H99V81H98ZM98 82H97V83H98ZM202 82H203V81H202ZM202 82H201V83H202ZM15 83H14V84H15ZM24 83H25V82H24ZM60 83H61V82H60ZM65 83H66V82H65ZM71 83H72V82H71ZM71 83H70V85H71ZM78 83H79V82H78ZM91 83H90V84H91ZM118 83H119V82H118ZM206 83H207V82H206ZM2 84H5V82H4V83L2 82ZM12 84H13V83H12ZM17 84H19V83H17ZM63 84H64V83H63ZM66 84H67V83H66ZM79 84H81V83H79ZM88 84H89V83H88ZM95 84H96V83H95ZM202 84H203V83H202ZM209 84H210V83H209ZM22 85H23V84H22ZM72 85H73V84H72ZM74 85H75V84H74ZM74 85H73V86H74ZM98 85H99V83H98ZM98 85H96V87H97ZM111 85H112V84H111ZM116 85H117V84H116ZM54 86H55V85H54ZM57 86H58V85H57ZM83 86H84V85H83ZM89 86H91V85H89ZM89 86H88V88H89ZM93 86H94V85H93ZM93 86H92V87H93ZM20 87H22V86H20ZM34 87H35V86H34ZM39 87H40V86H38V88H39ZM55 87H56V86H55ZM61 87H62V86H61ZM63 87H64V86H63ZM70 87H71V86H70ZM76 87H77V86H76ZM76 87H75V88H76ZM84 87H85V86H84ZM94 87H95V86H94ZM96 87H95V89H96ZM133 87H134V86H133ZM133 87H132V88H133ZM201 87H202V86H201ZM201 87H200V88H201ZM208 87H209V86H208ZM6 88H7V87H6ZM14 88H15V87H14ZM14 88H13V89H14ZM16 88H17V87H16ZM22 88H23V87H22ZM31 88H32V87H31ZM42 88H43V87H42ZM134 88H135V87H134ZM204 88H205V87H204ZM204 88H201V89L205 90ZM35 89L38 90L37 88H35ZM35 89H34V90H35ZM53 89H54V88H53ZM72 89H73V88H72ZM78 89H79V88H78ZM82 89H83V87H82ZM91 89H92V88H91ZM97 89H98V87H97ZM206 89H208V88H206ZM209 89H210V88H209ZM4 90H5V89H4ZM7 90H8V89H7ZM21 90H22V89H21ZM24 90H25V89H24ZM24 90H23V93L21 92L22 94H24V92H25ZM32 90H33V88H32ZM32 90H31V91H32ZM40 90H41V89H40ZM93 90H94V89H93ZM93 90H92V91H93ZM106 90H107V89H106ZM222 90H223V89H222ZM222 90H221V91H222ZM9 91H11V93H12L13 90H10V89H9ZM28 91H29V90H28ZM31 91H29V92H31ZM43 91H44V90H43ZM53 91H54V90H53ZM56 91H57V89H56ZM68 91H69V90H68ZM90 91H91V90H90ZM92 91H91V92H92ZM94 91H96V90H94ZM101 91H102V90H101ZM107 91H108V90H107ZM6 92H7V91H6ZM26 92H27V90H26ZM33 92H34V91H33ZM57 92H58V91H57ZM59 92H60V91H59ZM91 92H90V93H91ZM99 92H100V91H99ZM132 92H133V91H132ZM203 92H204V91H203ZM206 92H207V91H206ZM8 93H9L8 95H10V92H8ZM13 93L16 94L15 92H13ZM13 93H12V94H13ZM19 93H20V92H19ZM39 93H40V92H39ZM39 93H38V94H39ZM41 93H42V91H41ZM47 93H48V92H47ZM93 93H94V92H93ZM28 94H31V93H28ZM49 94H50V93H49ZM262 94H264V93H262ZM26 95H27V94H26ZM33 95H34V93H33ZM35 95H36V94H35ZM45 95H46V94H45ZM88 95H89V94H88ZM94 95H95V93H94ZM96 95H97V94H96ZM96 95L94 96V98L96 97ZM202 95H203V94H202ZM14 96H15V95H14ZM27 96H28V95H27ZM37 96H38V95H37ZM37 96H36V97H37ZM39 96H40V94H39ZM54 96H55V95H54ZM92 96H93V95H92ZM195 96H196V95H195ZM260 96H261V95H260ZM4 97H5V96H4ZM8 97H9V96H8ZM24 97H25V96H24ZM28 97H29V96H28ZM28 97H27V98H28ZM34 97H35V96H34ZM43 97H44V96H43ZM84 97H85V96H84ZM201 97H202V96H200V98H201ZM257 97H258V96H256V99H257ZM18 98H19V97H18ZM31 98H32V97H31ZM156 98H157V97H156ZM194 98H195V97H194ZM196 98H197V97H196ZM205 98H206V97H205ZM20 99H22V98H21V95H20ZM34 99H35V98H34ZM53 99H54V98H53ZM86 99H87V98H86ZM123 99H124V97H123ZM123 99H122V100H123ZM222 99H223V98H222ZM222 99H221V100H222ZM254 99H255V98H254ZM13 100H14V99H13ZM35 100H36V99H35ZM112 100H113V99H112ZM200 100H201V99H200ZM207 100H208V99H207ZM219 100H220V99H219ZM251 100H253V99H251ZM251 100H249V102H251V103H253V104H254V102H256V101L253 102V101H251ZM15 101H16V100H15ZM36 101H37V102H34V101L30 102V103H29L30 107H25L26 109L29 108V110L27 109V111L29 112V114H31L33 111L35 112V111L38 109V107H39V108H42V107H41V106H42L41 103H40L38 100H36ZM47 101H48V100H47ZM186 101H187V100H186ZM202 101H203V100H202ZM205 101H206V99H205ZM257 101H258V99H257ZM8 102H9V101H8ZM24 102H25V101H24ZM44 102H45V100H44ZM95 102H96V101H95ZM121 102H122V101H121ZM183 102H185V101H183ZM249 102H248V103H249ZM10 103H11V102H10ZM22 103H23V101H22ZM25 103H26V102H25ZM47 103H48V102H47ZM49 103H51V101H49ZM49 103H48V104H49ZM192 103H193V101H192ZM194 103H195V102H194ZM199 103H200V102H199ZM244 103H245V102H244ZM259 103H260V102H259ZM17 104H19V103H17ZM17 104H16V106H18ZM20 104H21V103H20ZM44 104H45V103H44ZM51 104H52V103H51ZM188 104H189V103H188ZM190 104H191V103H190ZM197 104H198V103H197ZM197 104H195L196 107H199L200 105L197 106ZM241 104H242V103H241ZM262 104H263V103H262ZM12 105H15V104L12 103ZM21 105H24V104H21ZM21 105H20V106H21ZM26 105H27V103H26ZM29 105H27V106H29ZM40 105H41V106H40ZM101 105H102V104H101ZM117 105H119V104H117ZM249 105H251V104H249ZM263 105H264V104H263ZM52 106H54V105L52 104ZM93 106H94V105H93ZM146 106L148 107L149 105H145L144 108H147ZM188 106H189V105H188ZM91 107H92V106H91ZM185 107H186V106H185ZM191 107H192V106H191ZM196 107H194V108L196 109ZM201 107H202V106H201ZM238 107H240V106H238ZM248 107H249V106H248ZM14 108H15V107H14ZM23 108H24V107H23ZM144 108H143V109H144ZM172 108H173V106H172ZM174 108H175V106H174ZM187 108H188V107H187ZM253 108L255 109V107H253V105H252V108H251L252 111H253ZM256 108H257V107H256ZM15 109H16V108H15ZM97 109H98V108H97ZM97 109H96V108L93 109L94 112H95ZM148 109H149L148 111L151 112V108L148 107ZM152 109H153V108H152ZM190 109H191V108H190ZM192 109H193V107H192ZM199 109H200V108H199ZM199 109H198V110H199ZM237 109H238V108H237ZM240 109H241V108H240ZM45 110H46V111H45ZM49 110H51V107H50V106H48V105H46V104L43 105V111L41 110V112H40V109H39V111L37 110L39 113L36 111V113H37V117H40V116H42V115L45 116L46 114H47V116H48ZM55 110H56V109H55ZM64 110H65V109H64ZM98 110H99V109H98ZM98 110H97V111H98ZM163 110H164V109H163ZM188 110H189V109H188ZM188 110H187V111H188ZM196 110H197V109H196ZM238 110H239V109H238ZM17 111H18V110H17ZM21 111H22V110H21ZM44 111H45V112H44ZM56 111H57V110H56ZM56 111H55V112H56ZM105 111H106V110H105ZM143 111H144L143 113H146L145 110H143ZM153 111H155L154 113H156V110L153 109L152 112H153ZM157 111H158V109H157ZM165 111H166V110H165ZM191 111H192V110H191ZM191 111H189V112H191ZM246 111H247V110H246ZM248 111H249V110H248ZM250 111H251V110H250ZM259 111H260V110H259ZM262 111H263V110H262ZM15 112H16V111H15ZM24 112H25V111H24ZM34 112H33V113H34ZM50 112H51V111H50ZM60 112H62V111L60 110ZM60 112H59V113H60ZM103 112H104V111H103ZM167 112H169V110H167L166 113H167ZM244 112H245V111H244ZM255 112H256V111H255ZM13 113H14V112H13ZM44 113H45V114H44ZM53 113H54V112H53ZM56 113L58 114V112H56ZM56 113H54L53 116H55ZM62 113H63V112H62ZM100 113H101V112H97V114H100ZM111 113H112V112H111ZM158 113H159V112H158ZM161 113H162V112H161ZM166 113H165V114H166ZM252 113H253V112H252ZM260 113H262V112L260 111ZM260 113H259V114H260ZM18 114H19V112H18ZM20 114H21V113H20ZM34 114H35V113H34ZM34 114H33V115H34ZM101 114H103V113H101ZM105 114H106V113H105ZM114 114H115V113H114ZM141 114H142V113H141ZM141 114H140V115H141ZM148 114L150 115V113L147 112V116H148ZM152 114H153V113H152ZM247 114L249 115L248 112H247ZM263 114H264V113H263ZM21 115H22V114H21ZM33 115H32V116H33ZM49 115H50V114H49ZM90 115H92V114H90ZM108 115H109V114H108ZM120 115H121V114H120ZM124 115H125V114H124ZM156 115H157V114H156ZM166 115H167L166 117H168V113H167ZM192 115H194V114H192ZM195 115H196V114H195ZM22 116H23V115H22ZM24 116H25V115H24ZM24 116H23V117H24ZM47 116H46V117H47ZM62 116H63V115H62ZM125 116H126V115H125ZM136 116H139V115L136 114ZM141 116H143V115H141ZM150 116H151V115H150ZM169 116H172V113H171V115H170V112H169ZM245 116H246V115H245ZM250 116H251V114H250ZM263 116H264V115H263ZM33 117H34V116H33ZM60 117H61V115H60ZM110 117H111V116H110ZM143 117H145V116H143ZM148 117H149V116H148ZM179 117H180V116H179ZM198 117H199V116H197V118H198ZM246 117H248V116H246ZM43 118H44V117H43ZM43 118H42V119H43ZM54 118H55V117H54ZM57 118H58V116H57ZM57 118H56V119H57ZM119 118H120V119H119ZM123 118H124V117H123ZM123 118H122V117H117V115H114V116L112 115L111 118H109L107 115H105V116H103V115L100 116V115H99V116L94 117V119L92 120L93 125L96 126V127L98 128V130H97V134H98V135H96V138H95V139L97 140V142H98V141L101 142V141H100V140H101L100 137H102V136L100 135V132H101V130L103 129V128H101V126H103L102 124L106 123V122H107L108 120H110V119H112V120L110 121V123H111L113 120H115V121H116V120L123 121L124 123L122 122V124L120 123V121H119V123L116 121L118 124H116L115 121H114V123H113V122H112V123H113V124H116V125H119V124H120L121 126L123 125L122 127H124V128H128V127H130V126H134V125H131L130 122H128V121H129V118H124V119H123ZM182 118H183V117H182ZM243 118H244V117H243ZM19 119H20V117H19ZM28 119H29V116H28ZM32 119H33V118H32ZM48 119H49V118H47V119L44 120V121H47ZM146 119H147V118H146ZM153 119H154V118H153ZM157 119H158V118H157ZM159 119H160V118H159ZM159 119H158V120H159ZM161 119H162V118H161ZM161 119H160V120H161ZM180 119H181V117H180ZM220 119H221V118H220ZM262 119H263V118H262ZM23 120H24V119H23ZM29 120H31V119H29ZM40 120H41V119H40ZM50 120H51V118H50ZM88 120H89V118H88ZM90 120H91V119H90ZM90 120H89V121H90ZM139 120H140V119H139ZM155 120H156V119H155ZM248 120H249V119H248ZM263 120H264V119H263ZM1 121H2V120H1ZM19 121H20V120H19ZM33 121H34V120H33ZM44 121H43V122H44ZM148 121H149V120H148ZM179 121H180V120H179ZM181 121H182V120H181ZM252 121H253V120H252ZM31 122H32V121H31ZM31 122H29V123H31ZM40 122H41V121H40ZM49 122H50V121H49ZM132 122H133V121H132ZM139 122H140V121H139ZM161 122H162V120H161ZM242 122H244V121H242ZM256 122H257V121H256ZM260 122H261V121H260ZM262 122H263V121H262ZM10 123H11V122H10ZM15 123H17V122H15ZM29 123H28V124H29ZM34 123H35V122H34ZM41 123H42V122H41ZM54 123H56V122L53 121V124H54ZM87 123H88V122H87ZM90 123H91V122H90ZM142 123L144 124L143 121H142ZM147 123H148V122H147ZM156 123H157V122H156ZM156 123H155V125H156ZM258 123H259V122H258ZM13 124H14V123H13ZM17 124H18V123H17ZM32 124H33V123H32ZM35 124H36V123H35ZM38 124H39V123H38ZM61 124L63 125V123H61ZM61 124H60V126H61ZM132 124H133V123H132ZM158 124H159V123H158ZM247 124H249V123H247ZM251 124H253V123H251ZM251 124H250V125H251ZM10 125H11V124H10ZM23 125H24V124H23ZM48 125L50 126V123H49ZM89 125H90V124H89ZM116 125H115V126H116ZM141 125H142V124H141ZM221 125H223V124H221ZM242 125H243V124H242ZM256 125H258V124H256ZM1 126H2V125H1ZM14 126H15V125H14ZM14 126H12V127L15 128ZM27 126H28V125H27ZM31 126H33V125H31ZM31 126H29V128H31ZM40 126H41V125H40ZM90 126H91V125H90ZM215 126H216V125H215ZM215 126H214V127H215ZM224 126H225V125H224ZM240 126H241V125H240ZM7 127H8V125H7ZM16 127H17V126H16ZM35 127H36V126H35ZM38 127H39V126H38ZM51 127H52V126H51ZM91 127H92V126H91ZM144 127H145V126H144ZM245 127H247V126H245ZM245 127H244V128H245ZM250 127H251V126H250ZM257 127H258V126H257ZM260 127H261V125H260ZM20 128H21V127H20ZM39 128H42V127H39ZM44 128H46V127H44ZM44 128H43V129H44ZM63 128H64V127H63ZM97 128H96V129H97ZM142 128H143V127H142ZM219 128H220V127H219ZM219 128H218V129H219ZM239 128H240V127H239ZM9 129H11V128H9ZM33 129L35 130V128H33ZM43 129H42V130H43ZM59 129H60V128H59ZM113 129H114V127H113ZM122 129H123V128H122ZM139 129H141V128H139ZM215 129H216V128H215ZM18 130H19V128H18ZM23 130H25V129H23ZM44 130H46V129H44ZM49 130H50V128H49ZM52 130H53V129H52ZM52 130H50V132H51ZM66 130H67V129H66ZM107 130H108V129H107ZM114 130H115V129H114ZM144 130H145V129H144ZM146 130H147V128H146ZM249 130H250V129H249ZM251 130H253V127H252ZM2 131H3V130H2ZM30 131H31V130H30ZM38 131H39V130H38ZM40 131H41V130H40ZM46 131H47V130H46ZM56 131H57V130H56ZM90 131H91V130H90ZM93 131L96 132L95 130H93ZM93 131H92V132H93ZM109 131H110V130H109ZM180 131H181V130H179V132H180ZM27 132H28V131H27ZM32 132H33V130H32ZM34 132H35V131H34ZM106 132H107V131H106ZM112 132H113V131H112ZM112 132H111V133H112ZM139 132H141V131H139ZM142 132H143V131H142ZM182 132H183V131H182ZM248 132H249V131H248ZM17 133H18V132H17ZM22 133H23V132H22ZM22 133H20V135H21ZM40 133H41V132H40ZM52 133H54V132H52ZM65 133H66V132H65ZM115 133L117 134V132H115ZM120 133H121V132H120ZM260 133H261V132H260ZM9 134H10V133H9ZM15 134H16V133H15ZM23 134H24V133H23ZM29 134H31V133H29ZM34 134H35V133H34ZM90 134H91V133H89L88 135H90ZM92 134H93V133H92ZM92 134H91V135H92ZM106 134H107V133H106ZM225 134H226V132H225ZM256 134H257V133H256ZM256 134H255V135H256ZM2 135H3V134H2ZM39 135H40V134H39ZM93 135H94V134H93ZM109 135H110V134H109ZM137 135H138V134H137V132H136V136H137ZM139 135H140V133H139ZM146 135H147V134H146ZM257 135H258V134H257ZM0 136H1V134H0ZM5 136H6V135H5ZM7 136H8V135H7ZM23 136H24V135H23ZM29 136H31V135H29ZM46 136H47V135H46ZM94 136H95V135H94ZM143 136H144V135H143ZM174 136H175V135H173V137H174ZM12 137L14 138L15 136L12 135ZM19 137H20V136H19ZM19 137H18V139H19ZM37 137H38V136H37ZM54 137H55V136H54ZM56 137H57V136H56ZM56 137H55V138H56ZM59 137H60V136H59ZM59 137H58V138H59ZM61 137H62V136H61ZM63 137H65V136H63ZM92 137H93V136H92ZM116 137H117V136H116ZM254 137L256 138L257 136H254ZM259 137H260V136H259ZM259 137H258V138H259ZM28 138H29V137H28ZM28 138L26 137V140H27ZM107 138H108V137H107ZM139 138H140V137H139ZM142 138H143V137H142ZM169 138H170V137H169ZM171 138H172V137H171ZM246 138H247V137H246ZM1 139H3V138H1ZM23 139H24V138H23ZM29 139H31V138H29ZM61 139H62V138H61ZM99 139H100V140H99ZM115 139H116V138H115ZM26 140H25V141H26ZM37 140H38V139H37ZM57 140L59 141V139H57ZM57 140H56V141H57ZM63 140H64V139H63ZM112 140H113V139H112ZM139 140H140V139H139ZM144 140H145V139H144ZM246 140H247V139H246ZM257 140H258V139H257ZM17 141H18V140H17ZM23 141H24V140H23ZM28 141H29V140H28ZM39 141H40V140H39ZM39 141H35V142H39ZM47 141H48V140H46V142H47ZM107 141H108V140H107ZM113 141H114V140H113ZM141 141H143V140H141ZM4 142H5V140H4ZM26 142H27V141H26ZM44 142H45V139H44ZM143 142H144V141H143ZM145 142H146V141H145ZM257 142H258V141H257ZM9 143H10V141H9ZM15 143H16V142H15ZM28 143H29V142H28ZM39 143H40V142H39ZM84 143H85V142H84ZM113 143H114V142H113ZM146 143H148V142H146ZM146 143H143V144H146ZM36 144H38V143H36ZM57 144H59V143H57ZM38 145H39V144H38ZM262 145H263V144H262ZM0 146H1V145H0ZM9 146H10V145H9ZM28 146H29V145H28ZM36 146H37V145H36ZM109 146H110V145H109ZM112 146H113V145H112ZM112 146L109 147V148H112ZM149 146H150V145H149ZM151 146H152V145H151ZM21 147H22V146H21ZM21 147H20V148H21ZM122 147H123V146H122ZM138 147H139V146H138ZM153 147H155V146H153ZM153 147H151V148H153ZM257 147H258V146H257ZM27 148H29V147H27ZM27 148H26V149H27ZM106 148H107V147H106ZM109 148H108V149H109ZM127 148H128V147H127ZM148 148H149V147H148ZM247 148H248V147H247ZM260 148H262V147H260ZM113 149H114V148H113ZM122 149H123V148H122ZM137 149H139V148H137ZM258 149H259V148H258ZM258 149H257V151H258ZM119 150H120V149H119ZM119 150H118V151H119ZM123 150H124V149H123ZM129 150H132V149H129ZM141 150H142V149H141ZM162 150H163V149H162ZM259 150H260V149H259ZM89 151H90V150H89ZM114 151H115V150H114ZM120 151H121V150H120ZM124 151L127 152V149L124 150ZM124 151H123V152H124ZM151 151H152V150H151ZM225 151H226V150H225ZM244 151H245V150H244ZM85 152H86V151H85ZM93 152H94V151H93ZM153 152H155V151H153ZM164 152L166 153V151H164ZM221 152H222V151H221ZM221 152H220V153H221ZM226 152H229V150L226 151ZM259 152H260V151H259ZM121 153H122V152H121ZM124 153H125V152H124ZM144 153H145V152H144ZM167 153H168V152H167ZM224 153H225V152H224ZM238 153H239V152H238ZM240 153H242V152H240ZM244 153H246V152H244ZM262 153H263V152H262ZM90 154H91V153H90ZM142 154H143V153H142ZM142 154H141V155H142ZM176 154H177V153H175L174 155H176ZM221 154H222V153H221ZM221 154H220V155H221ZM242 154H243V153H242ZM246 154H247V153H246ZM260 154H261V153H260ZM96 155H97V154H96ZM98 155H99V154H98ZM100 155H101V154H100ZM107 155L109 156L108 153H107ZM155 155H158L157 152L155 153ZM159 155H160V154H159ZM168 155H169V154H168ZM178 155H181V154H178ZM178 155H177V156H178ZM184 155L186 156V154H184ZM214 155H216V154H214ZM217 155H218V154H217ZM235 155H236V154H235ZM238 155H239V154H238ZM256 155H257V154H256ZM262 155H263V154H262ZM84 156H85V155H84ZM102 156H103V155H102ZM163 156H164V155H163ZM177 156H176V157H177ZM181 156L183 157V155H181ZM242 156H243V155H242ZM7 157H8V155H7ZM95 157H96V156H95ZM103 157H104V156H103ZM103 157H100V158H103ZM151 157H152V156H151ZM166 157H167V156L165 155V158H166ZM173 157H174V156L172 155V157H171V161H172V158H173ZM232 157H233V156H232ZM234 157H235V156H234ZM234 157H233V158H234ZM83 158H84V157H83ZM117 158H118V157H117ZM119 158H121V157H119ZM158 158H159V156H158ZM163 158H164V157H163ZM177 158H178V157H177ZM177 158H176V159H177ZM179 158H180V156H179ZM179 158H178V159H179ZM187 158H188V157H187ZM243 158H244V157H243ZM91 159H92V162H93V157H92ZM103 159H104V158H103ZM103 159L100 160V161H103ZM174 159H175V158H174ZM176 159H175V160H176ZM224 159H225V158H224ZM228 159H229V158H228ZM228 159H227V160H228ZM241 159H242V157H241ZM115 160H116V157H115ZM118 160H119V159H118ZM121 160H122V159H121ZM148 160H149V158H148ZM157 160H158V159H157ZM169 160H170V159H169ZM187 160H189V158L186 159V161H187ZM230 160H232V158H231ZM230 160H229V161H230ZM239 160H240V159H239ZM70 161H71V160H70ZM70 161L67 162V163L65 162V163L60 164V165L58 166V169L61 170V169H69V168H72V167H74L77 163L79 164L80 159H79V157H77V158H75L74 160H72V162H70ZM153 161H154V160H153ZM173 161H174V160H173ZM176 161H177V160H176ZM182 161H184V160H182ZM201 161H202V160H201ZM103 162H104V161H103ZM119 162H120V161H119ZM149 162H150V161H149ZM162 162H165V160H162ZM162 162H160V163H162ZM168 162H170V161H168ZM232 162H233V161H231V164H232ZM234 162H236V161H234ZM99 163H101V162H99ZM99 163H98V164H99ZM141 163H142V162H141ZM155 163H156V162H155ZM177 163H178V162H177ZM180 163H181V161H180ZM228 163H229V162H228ZM91 164H92V163H91ZM95 164H96V163H95ZM122 164H123V161H122ZM144 164H145V163H144ZM147 164H148V163H147ZM178 164H179V163H178ZM178 164H177V165H178ZM235 164H236V163H235ZM88 165H89V164H88ZM88 165H87V166H88ZM96 165H97V164H96ZM120 165H121V164H120ZM145 165H146V164H145ZM153 165H155V164H153ZM165 165H166V164H165ZM177 165H176V166H177ZM25 166H26V165H25ZM25 166H24V167H25ZM89 166H90V165H89ZM89 166H88V167H89ZM118 166H119V165H118ZM157 166H158V165H157ZM179 166H180V165H179ZM179 166H178V167H179ZM201 166H202V165H201ZM27 167H28V166H27ZM27 167H26V168H27ZM55 167H56V166H55ZM78 167H79V166H78ZM80 167H82V166L80 165ZM91 167H92V166H91ZM93 167H94V166H93ZM140 167H141V165H140ZM145 167H147V166H145ZM150 167H151V166H150ZM159 167H160V166H159ZM165 167H166V166H165ZM75 168H76V167H75ZM75 168H74V169H75ZM100 168H101V167H100ZM105 168H108V167H105ZM148 168H149V167H148ZM155 168H158V167L155 166ZM161 168H162V167H161ZM167 168H168V167H167ZM205 168H206V167H205ZM87 169H88V168H87ZM89 169H90V168H89ZM89 169H88L87 171H89ZM96 169H97V168H96ZM98 169H99V168H98ZM116 169H117V168H116ZM118 169H120V168H118ZM121 169H122V168H121ZM138 169H139V168H138ZM144 169H145V168H144ZM146 169H147V168H146ZM159 169H160V168H159ZM206 169H207V168H206ZM24 170H25V169H24ZM36 170H38V169H36ZM90 170H91V169H90ZM100 170H101V169H100ZM141 170H142V169H141ZM141 170H139V171H141ZM161 170H162V169H161ZM9 171H10V170H9ZM9 171H8V172H9ZM31 171H32V170H31ZM39 171H40V170H39ZM63 171H64V170H63ZM66 171H67V170H66ZM79 171H80V170H79ZM92 171H93V170H92ZM94 171H95V169H94ZM97 171H99V170H97ZM131 171H132V170H131ZM133 171H134V170H133ZM136 171H137V170H136ZM149 171H151V170H149ZM158 171H159V170H158ZM8 172H7V173H8ZM13 172H14V171H13ZM21 172H22V171H21ZM33 172H34V171H33ZM33 172H32V173H33ZM37 172H38V171H37ZM37 172H36V173H37ZM57 172H59V171H57ZM57 172H56V173H57ZM61 172H62V171H60V173H61ZM72 172L75 173L74 171H72ZM72 172H71V173H72ZM99 172H100V171H99ZM104 172H106V171H104ZM104 172H103V173H104ZM141 172H142V171H141ZM144 172H146V170H144ZM199 172H200V170H199ZM199 172H198V173H199ZM207 172H208V171H207ZM207 172H206V173H207ZM10 173H12V171L8 173V176H9ZM25 173H28V172H25ZM25 173H23V174H25ZM36 173H35V174H36ZM63 173H65V172H63ZM63 173H62V174H63ZM68 173H69V172H68ZM77 173H78V172H77ZM82 173H83V172H82ZM86 173H89V174H90V173H92V172L89 171V172H86ZM94 173H95V172H94ZM127 173H128V171H127ZM127 173H126V174H127ZM129 173H130V171H129ZM129 173H128V174H129ZM142 173H143V172H142ZM146 173H148V171H147ZM236 173H237V172H236ZM14 174H15V172H14ZM37 174H38V173H37ZM79 174H80V173H79ZM84 174H85V173H84ZM84 174H83V175H84ZM92 174H93V173H92ZM92 174H91V175H92ZM98 174L100 175V173H98ZM98 174H96V175H98ZM104 174H105V173H104ZM106 174H107V173H106ZM109 174H111V173H109ZM130 174H132V173H130ZM133 174H135V173L133 172ZM138 174H139V173H138ZM155 174H156V173H155ZM161 174H162V173H161ZM6 175H7V174H6ZM47 175H48V174H47ZM72 175H73V174H72ZM86 175H87V174H86ZM96 175H93V176L98 177V176H96ZM143 175H144V174H143ZM143 175H141V176L143 177ZM151 175H152V174H151ZM156 175H157V174H156ZM158 175H159V174H158ZM237 175H238V174H237ZM10 176H11V175H10ZM10 176H9V177H10ZM12 176H13V174H12ZM21 176H22V175H21ZM50 176H51V175H50ZM50 176H49V177H50ZM74 176H75V175H74ZM81 176H82V175H81ZM88 176H90V175H88ZM88 176H87V177H88ZM109 176H110V175H109ZM141 176H140V177H141ZM213 176H214V175H213ZM17 177H18V176H17ZM24 177H26V176L24 175ZM28 177H29V176H28ZM38 177H39V176H38ZM38 177H37V176H36V177L33 176V177H32V178H33V181H32L31 183H33V184H37L38 181H41V178L39 179ZM40 177H42V176H40ZM52 177H53V176H52ZM52 177H51V178H52ZM91 177H92V176H91ZM91 177H90V178H91ZM105 177H106V176H105ZM196 177H197V176H196ZM229 177H230V176H229ZM20 178H21V177H20ZM53 178H54V177H53ZM71 178H72V176H71ZM80 178H81V177H80ZM92 178H94V177H92ZM92 178H91V179H92ZM102 178H103V177H102ZM108 178H109V177H108ZM108 178H107V179H108ZM129 178H130V177H129ZM132 178H133V177H132ZM135 178H136V177H135ZM138 178H139V177H138ZM144 178H145V175H144ZM144 178H140V180H143ZM167 178H169V177H167ZM193 178H194V177H193ZM212 178H213V177H212ZM46 179H47V178H46ZM48 179H49V178H48ZM103 179H104V178H103ZM169 179H170V178H169ZM169 179H168V180H169ZM22 180H23V179H22ZM28 180H29V178L27 179V182H28ZM31 180H32V179H31ZM89 180H90V179H89ZM95 180H96V179L94 178V180H92V181H91V180H90V181L87 180L88 182H86V183L84 182V184H85V186H86V191L83 190V194H85L84 192H88V193H89V194L87 193L88 195L91 194V192L87 191V188L90 186V184L95 183V182H96ZM97 180H98V179H97ZM105 180H106V179H105ZM156 180H157L156 177H155V180H153V181H151V180H146V181L144 182V185L142 184L141 188H138V189H140V191H139L137 194H135V195L133 194V195H134L133 198L135 199V201H137V200H139V199H142V198L144 197L145 194L149 193V192L151 191V187L154 185V182H155ZM193 180H194V179H193ZM213 180H214V179H213ZM99 181H100V180H99ZM101 181H102V179H101ZM103 181H104V180H103ZM165 181H166V179H165ZM165 181H164V182H165ZM169 181H170V182H171V181L173 182V180H169ZM209 181H210V180H209ZM211 181H212V180H211ZM211 181H210V182H211ZM105 182H106V181H105ZM135 182H136V180H135ZM164 182H163L164 185L167 184V183H164ZM166 182H167V181H166ZM210 182H209V184H211ZM76 183H77V182H76ZM82 183H83V180H82ZM97 183H98V182H97ZM111 183H112V182L109 181L108 184L112 186ZM140 183H141V181H140ZM174 183H175V182H174ZM25 184H26V183H25ZM98 184H99V183H98ZM138 184H139V183H138ZM155 184H156V183H155ZM168 184H169V183H168ZM171 184H172V183H171ZM207 184H208V183H207ZM26 185H27V184H26ZM39 185H40V184H39ZM44 185H45V184H44ZM82 185H83V184H82ZM92 185H93V184H92ZM164 185H163V186H164ZM172 185H173V184H172ZM202 185H203V184H202ZM204 185H205V184H204ZM9 186H10V185H9ZM42 186H43V185H42ZM105 186H106V185H105ZM165 186H166V185H165ZM170 186H171V185H170ZM208 186H209V185H208ZM35 187H36V186H35ZM73 187H74V186H73ZM103 187H104V186H103ZM108 187H109V186H107V188H108ZM112 187H113V186H112ZM127 187H129V185H127ZM156 187H157V186H156ZM156 187H155V189H156ZM167 187H168V186H167ZM167 187H165V188H166L167 191H168V188H167ZM171 187H172V186H171ZM36 188H37V187H36ZM38 188H39V187H38ZM40 188H42V187L40 186ZM43 188H44V187H43ZM91 188H92V187H91ZM101 188H102V187H101ZM109 188H111V187H109ZM125 188H126V187H125ZM134 188H135V187H134ZM157 188H158V187H157ZM159 188H161V189L163 190L162 186L159 187ZM159 188H158V189H159ZM165 188H164V190H165ZM173 188L175 189V187H173ZM177 188H178V186H177ZM177 188H176V190H177ZM25 189H26V188H25ZM89 189H90V188H89ZM105 189H106V188H103V190H105ZM138 189L136 188V192H137ZM179 189H180V188H179ZM101 190H102V189H101ZM109 190H110V189H109ZM111 190H112V189H111ZM122 190H123V188H122ZM152 190H153V188H152ZM172 190H173V189H172ZM180 190H181V189H180ZM77 191H78V190H77ZM120 191H121V190H120ZM158 191H159V190H158ZM158 191H157V193H158ZM160 191H161V190H160ZM170 191H171V189H170ZM170 191H169L168 193H169L170 195H172V194H171L172 191H171V192H170ZM173 191H174V190H173ZM193 191H194V190H193ZM198 191H199V189H198ZM200 191H201V190H200ZM206 191H207V190H206ZM153 192H154V191H153ZM165 192H166V191H165ZM175 192H176V191H175ZM175 192H174V193H175ZM202 192H204V191H202ZM69 193H70V192H69ZM71 193H72V191H71ZM93 193H94V191H93ZM99 193H100V192H99ZM133 193H134V192H133ZM157 193H156V195H157ZM176 193H177V192H176ZM196 193H197V192H196ZM39 194H40V193H39ZM41 194H42V192H41ZM83 194H82V195H83ZM96 194H97V193H96ZM102 194H103V193H102ZM105 194H107V192H106ZM110 194H111V193H110ZM114 194H115V193H114ZM158 194H159V193H158ZM177 194H178V193H177ZM181 194H182V193H181ZM181 194H180V195H181ZM80 195H81V191H80ZM82 195H81V196H82ZM91 195H92V194H91ZM107 195H108V194H107ZM107 195H106V197H107ZM122 195H123V194H122ZM156 195H155V198H156ZM164 195H165V193H162V194L159 195L158 198H159V199H164V198H163V197H165ZM166 195H167V194H166ZM170 195H167V196L170 197ZM3 196H5V195H3ZM70 196H71V195H70ZM84 196H86V194H85ZM126 196H127V195H126ZM1 197H2V196H1ZM73 197H74V196H73ZM78 197H80V196H78ZM87 197H88V196H86V198H87ZM90 197H91V196H90ZM90 197H89V199H90ZM92 197H93V195H92ZM94 197H95V195H94ZM104 197H105V195H104ZM121 197H122V196H121ZM123 197H124V196H123ZM174 197H176V196L174 195ZM97 198H98V197H97ZM97 198H96V200H97ZM99 198H100V197H99ZM108 198H109V196H108ZM116 198H117V197H116ZM116 198H115V199H116ZM124 198L126 199V197H124ZM131 198H132V197H131ZM170 198H171V197H170ZM80 199H81V198H80ZM91 199H93V198H91ZM105 199H106V198H105ZM111 199H112V198H111ZM115 199H114V200H115ZM122 199H123V198H122ZM134 199H133V200H134ZM151 199H153V198L151 197ZM151 199H150V201H151ZM159 199H157V200L153 199V200H155L156 203H157V201H159ZM75 200H76V199H75ZM77 200H79V198H78ZM120 200H121V198H120ZM123 200H124V199H123ZM127 200H128V199H127ZM153 200H152L151 202H153ZM167 200H168V199H167ZM167 200H166V201H167ZM172 200H173V199L171 198V200H170V204H172V203H171ZM80 201H81V200H80ZM80 201H79V202H80ZM105 201H107V200H104V202H101V203H104L105 206H106L107 203H105ZM108 201H110V200H108ZM108 201H107V202H108ZM115 201H116V200H115ZM124 201H125V200H124ZM124 201H123V202H124ZM128 201H129V200H128ZM128 201H127V203H128ZM142 201H145V200L142 199V200L139 201V202H142ZM166 201H165V202H166ZM174 201H175V199H174ZM174 201H172V202H174ZM75 202H76V201H75ZM117 202H118V201H117ZM119 202H120V201H119ZM119 202H118V203H119ZM148 202H149V201H148ZM108 203L110 204V203H112V201H110V202H108ZM114 203L116 204V202H114ZM149 203H150V202H149ZM159 203H160V202H159ZM104 204H103V207H104ZM161 204H162V203H161ZM99 205H100V204H99ZM112 205H113V204H112ZM148 205H149V204H148ZM148 205H147V206H148ZM150 205H151V203H150ZM150 205H149V206H150ZM152 205H153V204H152ZM159 205H160V204H159ZM163 205H164V204H163ZM167 205H168V204H166V208H167ZM89 206H90V205H89ZM89 206H87V210H88V211H90L89 209H91V208H88ZM92 206H93V205H92ZM101 206H102V205H101ZM109 206H110V205H109ZM109 206H108V207H109ZM114 206H115V205H114ZM135 206H136V205H135ZM137 206H138V205H137ZM168 206H169V205H168ZM172 206H173V205H172ZM172 206H169V207H172ZM97 207H98V209H99V206H97ZM108 207H105V208H108ZM132 207H133V206H132ZM153 207H154V206H153ZM162 207H164V206H162ZM94 208H95V207H94ZM94 208H93V209H94ZM105 208H104V209H105ZM112 208H113V207H112ZM134 208H135V207H134ZM134 208H133V210H135ZM148 208H151V209H152V207H148ZM155 208H156V206H155ZM98 209H96V210H98ZM115 209H116V208H115ZM158 209H159V207H158ZM160 209H162V208L160 207ZM127 210H128V208H127ZM133 210H132V211H133ZM171 210H172V209H171ZM114 211H115V210L113 209V211H112L111 214H115ZM130 211H131V210H130ZM135 211H137V210H135ZM149 211H150V210H149ZM158 211H159V210H158ZM158 211H157V209L155 210V212L159 213L160 211H159V212H158ZM0 212H1V211H0ZM90 212H92V210H91ZM140 212H142V211H140ZM168 212H170L169 208H168L167 213H168ZM128 213H129V212H127V214H128ZM138 213H139V212H138ZM138 213H137V214H138ZM144 213H147V212H144ZM151 213H152V212H151ZM164 213H165V217H166L168 214L166 215V212H165V211H164ZM164 213H163V214H164ZM140 214L142 215V213H140ZM147 214H148V213H147ZM153 214H154V213H153ZM155 214H156V213H155ZM160 214H161V217H162V213H160ZM134 215H135V214H134ZM141 215H140V216H141ZM158 215H159V214H158ZM158 215H157V216H158ZM110 216H111V215H110ZM112 216H114V215H112ZM147 216H148V215H147ZM153 216H154V215H153ZM1 217H2V215L0 216V218H1ZM142 217H145V216H142ZM158 217H160V215H159ZM165 217H164V218H165ZM108 218H109V217H108ZM108 218H107V219H108ZM110 218H111V217H110ZM149 218H150V217H149ZM153 218H154V217H153ZM162 218H163V217H162ZM166 218H167V217H166ZM77 219H78V218H77ZM135 219H136V218H135ZM138 219H139V218H138ZM143 219H144V218H143ZM150 219H152V218H150ZM158 219H159V218H158ZM110 220H111V219H110ZM152 220H153V219H152ZM152 220H151V221H152ZM160 220H161V219H160ZM165 220H166V219H165ZM4 221H5V220H4ZM6 221H7V220H6ZM95 221H96V220H95ZM104 221H105V220H104ZM104 221H103V222H104ZM106 221H107V220H106ZM106 221H105V222H106ZM141 221H142V220H141ZM151 221H150V220H149V221L147 220V222H145L146 225H147L148 223L150 224ZM163 221H164V220H163ZM89 222H90V221H89ZM96 222H97V221H96ZM112 222H114V220H113ZM117 222H118V221H117ZM117 222H116V223H117ZM152 222H155V220L152 221ZM159 222H160V221H159ZM159 222H158V223L156 222V223L160 225ZM161 222H162V221H161ZM4 223H5V222H4ZM85 223H86V222H85ZM93 223H94V222H93ZM109 223H110V221H109ZM128 223H129V222H128ZM139 223H140V222H138V224H139ZM141 223H142V222H141ZM145 223H144V224L142 223V227H144ZM156 223H155V225H157ZM162 223H163V222H162ZM5 224H6V223H5ZM86 224H87V223H86ZM95 224H96V223H95ZM102 224H103V223H102ZM102 224H101V226H102ZM112 224H113V223H112ZM118 224H119V222H118ZM138 224H137V226H138ZM152 224H154V223H152ZM164 224H165V223H164ZM164 224H163V225H164ZM0 225H1V224H0ZM87 225L91 226L90 223L87 224ZM139 225H140V224H139ZM155 225H154V226L151 225L150 228H152V226H153V228H156ZM103 226H104V225H103ZM105 226H106V225H105ZM3 227H5V226H3ZM81 227H82V226H81ZM85 227H86V226H85ZM117 227H118V226H117ZM117 227H116V228H117ZM148 227H149V226H148ZM157 227H158V226H157ZM82 228H84V226H83ZM86 228H87V227H86ZM108 228H109V230H110V227H108ZM124 228H125V227H124ZM136 228H138V227H136ZM159 228H160V227H159ZM0 229H1V228H0ZM2 229H3V228H2ZM79 229H80V228H79ZM138 229H139V228H138ZM138 229H136L137 232H138ZM140 229H141V226H140ZM146 229L148 230L149 228H146ZM77 230H78V229H77ZM80 230H81V229H80ZM82 230H83V229H82ZM113 230H114V229H113ZM136 230H135V231H136ZM154 230H156V229H154ZM154 230H153V232H154ZM161 230H162V229H161ZM84 231H85V230H84ZM90 231L92 232V230H90ZM93 231H94V230H93ZM103 231L106 232L107 229H106V231H105V230H103ZM116 231H117V230H116ZM142 231H143V230H142ZM145 231H146V230H145ZM82 232H83V231H82ZM82 232H81V234H82ZM91 232H90V234H91ZM123 232L125 233V230H124ZM133 232H134V231H133ZM153 232H151V233H153ZM156 232H157V231H156ZM156 232H155V233H156ZM87 233H88V232H87ZM87 233H86V234H87ZM98 233H99V232H98ZM145 233H146V232H145ZM148 233H149V232H148ZM77 234H78V233H77ZM93 234H95V232H94ZM93 234H91V235H93ZM125 234H126V233H125ZM132 234H133V233H132ZM74 235H75V234H74ZM88 235H89V233H88ZM144 235H145V234H144ZM152 235H153V234H152ZM0 236H1V235H0ZM89 236H90V235H89ZM145 236H146V235H145ZM145 236H144V237H145ZM237 236H239V235H237ZM4 237H5V236H4ZM85 237H86V236H85ZM90 237H91V236H90ZM90 237H89V238H90ZM101 237H102V236H101ZM110 237H111V236H110ZM121 237H122V236H121ZM151 237H152V236H151ZM151 237H150V238H151ZM103 238H104V237H103ZM145 238H146V237H145ZM113 239H114V238H113ZM118 239H119V238H118ZM146 240H147V238H146ZM186 242H187V241H186ZM186 242H184V243H186ZM184 243H183V244H184ZM187 243H188V242H187ZM106 244H107V243H106ZM149 244H151V243H149ZM179 244H181V242H179ZM179 244H178V245H179ZM107 245H108V244H107ZM109 245H110V244H109ZM176 245H177V244H176ZM176 245H175V246H176ZM175 246H174V247H175ZM180 246H181V245H180ZM230 246H231V245H230ZM103 247H104V245H103ZM174 247H172L173 250H174ZM225 247H226V246H225ZM99 248H100V247H99ZM99 248H98V249H99ZM182 248H183V247H182ZM188 248H189V247H188ZM222 248H223V247H222ZM91 249H93V248H91ZM176 249H177V247H176ZM178 249H179V248H178ZM189 249H190V248H189ZM189 249H188V250H189ZM193 249H194V248H193ZM226 249H227V247H226ZM230 249H231V248H230ZM94 250H95V249H94ZM170 250H171V249H170ZM173 250H172V251H173ZM180 250H181V247H180ZM180 250H179V252H180ZM188 250H186V251H188ZM190 250H191V249H190ZM235 250H236V249H235ZM172 251H171V252H172ZM193 251H194V250H192V252H193ZM90 252H91V251H90ZM175 252H177V251H175ZM175 252H173V253H175ZM179 252H178V253H179ZM195 252H196V251H195ZM195 252H193V253L195 254ZM222 252H223V254L226 253V252L224 253V251H222ZM228 252H229V251H228ZM233 252H234V251H233ZM233 252H232V253H233ZM98 253H99V252H98ZM187 253L191 255V252H190V253L187 252ZM229 253H231V251H230ZM232 253H231V254H232ZM179 254H180V253H179ZM179 254H178V255H179ZM223 254H222V255H223ZM90 255H91V254H90ZM94 255H95V254H94ZM94 255H91V256H94ZM178 255H176V256H177L178 258H180L179 256H180L181 254H180L179 256H178ZM228 255H230V254H228ZM228 255H227V256H228ZM88 256H89V255H88ZM188 256H189V255H188ZM257 256H258V255H257ZM94 257H95V256H94ZM94 257H93V258H94ZM96 257H97V256H96ZM96 257H95V258H96ZM196 257H197V256H196ZM228 257H229V256H228ZM259 257H260V256H259ZM261 257H263V256H261ZM91 258H92V257H91ZM91 258H90V260H91ZM93 258H92V259H93ZM194 258H195V257H194ZM199 258H200V257H199ZM230 258H231V257H230ZM253 258H254V257H253ZM256 258H258V257H256ZM196 259H198V258H196ZM260 259H261V258H260ZM72 260H73V259H72ZM93 260H94V259H93ZM135 260H136V259H135ZM135 260H134V261H135ZM177 260H178V259H177ZM181 260H182V259H181ZM194 260H195V259H194ZM222 260H224V259H222ZM229 260H232V259H229ZM255 260H256V259H255ZM255 260H254V261H255ZM37 261H38V260H37ZM91 261H92V260H91ZM94 261H95V260H94ZM130 261H131V260H130ZM132 261H133V260H132ZM196 261H198V260H196ZM227 261H228V258H227L226 262H227ZM251 261H252V260H251ZM262 261H264V259H263ZM92 262H93V261H92ZM138 262H139V261H138ZM180 262H182V261H180ZM199 262H200V260H199ZM202 262H203V261H202ZM202 262H201V263H202ZM204 262H205V261H204ZM204 262H203V264H206V263H207V262H205V263H204ZM210 262H211V261H210ZM232 262L234 263L233 260H232ZM260 262H261V261H260ZM70 263H72V262H70ZM136 263H137V261H136ZM136 263H135V264H136ZM139 263H142V262H139ZM139 263H138V264H139ZM208 263H209V262H208ZM230 263H231V262H230ZM235 263H236V262H235ZM258 263H259V262H258ZM36 264H37V263H36ZM115 264H116V263H115ZM195 264H196V263H195ZM197 264H199V263H197ZM211 264H212V263H211ZM222 264H223V263H222ZM225 264H226V263H225ZM254 264H255V263H254ZM261 264H262V263H261Z\"/></svg>", "mask_w": 264, "mask_h": 264}]
</instances>
